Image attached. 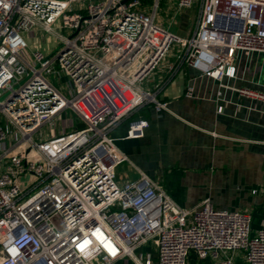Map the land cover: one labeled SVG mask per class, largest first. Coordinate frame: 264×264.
<instances>
[{"label":"built area","instance_id":"built-area-1","mask_svg":"<svg viewBox=\"0 0 264 264\" xmlns=\"http://www.w3.org/2000/svg\"><path fill=\"white\" fill-rule=\"evenodd\" d=\"M176 1L199 6L189 37L156 22L160 0L153 13L142 0H0V264H153L137 253L151 241L156 264H190L191 252L235 264L237 251L264 264V228L253 232L250 213L210 198L182 207L145 172L117 181L129 157L112 132L145 105L169 110L142 83L175 44L172 74L191 66L222 88L244 57L264 54V0ZM39 31L58 38L54 52L29 50L25 34ZM231 88L264 112L263 91ZM46 124L52 135L36 138Z\"/></svg>","mask_w":264,"mask_h":264},{"label":"crops","instance_id":"crops-1","mask_svg":"<svg viewBox=\"0 0 264 264\" xmlns=\"http://www.w3.org/2000/svg\"><path fill=\"white\" fill-rule=\"evenodd\" d=\"M176 2L167 0L165 10L172 13L168 24L159 16L158 8L155 20L171 30L176 26L175 33L189 37L198 13L193 19V7L178 11ZM142 7L154 12L147 5ZM176 63L157 69L143 82L146 87L142 85L157 92L169 110L158 112L152 104L144 106L113 130L117 146L129 157L118 166L117 181H134L145 172L182 207L194 208L210 198L217 208L250 213L255 233L264 228V112L231 87L264 92V54L244 57L240 64L244 73L236 80H226L227 88L191 66L172 74L170 67ZM189 89L191 96L187 95ZM138 121L139 135L129 136L131 124ZM137 253L151 254L153 264L157 263L158 252L152 241ZM189 262L217 264L214 258L202 259L195 252L190 253ZM234 262L248 264L242 251L235 253ZM116 264L136 263L120 259Z\"/></svg>","mask_w":264,"mask_h":264},{"label":"rangeland","instance_id":"rangeland-1","mask_svg":"<svg viewBox=\"0 0 264 264\" xmlns=\"http://www.w3.org/2000/svg\"><path fill=\"white\" fill-rule=\"evenodd\" d=\"M142 2L144 5H147L150 9H152V10L154 9L155 0H142ZM166 3H167V0H163L161 2L160 7H158V11H159V16H161L163 18L164 22H166L168 24V21L170 20L172 13L165 10V8L167 7ZM198 11H199V6H198V4H195L193 6V9L191 10L193 19H195V17L197 16ZM172 30L178 31V28L176 26H173ZM60 31H61V33L68 34L67 31H65L63 29H61ZM25 37L29 42V50L31 52L42 51L46 54H50V53L54 52L60 45V41L55 36V34H52L50 32H46V31H39L36 33L35 36H32L30 34H25ZM180 53H181L180 52V46L178 44H175L172 47L171 52L163 59V61L159 65L157 71H160L164 67L166 68L168 66L169 62H172V64L177 62L179 59ZM57 85L59 87H61L63 90H65L67 95H69L67 85H66L64 79H57ZM142 85L144 87H146V83H143ZM74 116H75V114L71 110H69L68 111V117L74 118ZM56 123H57L56 125H57V130H58V128L61 126L62 122L57 121ZM74 129H75V127L74 128L69 127L68 131H72ZM52 133H53V131L51 129V124H46L37 133L36 138H41V137L47 138V137L51 136Z\"/></svg>","mask_w":264,"mask_h":264},{"label":"water","instance_id":"water-1","mask_svg":"<svg viewBox=\"0 0 264 264\" xmlns=\"http://www.w3.org/2000/svg\"><path fill=\"white\" fill-rule=\"evenodd\" d=\"M242 24H243V21L240 23V27L242 26ZM239 28V27H238Z\"/></svg>","mask_w":264,"mask_h":264},{"label":"trees","instance_id":"trees-1","mask_svg":"<svg viewBox=\"0 0 264 264\" xmlns=\"http://www.w3.org/2000/svg\"><path fill=\"white\" fill-rule=\"evenodd\" d=\"M145 106H147V105H145ZM141 108H142V107H141ZM143 108H144V106H143ZM134 114H135V113H134ZM134 114H133V115H134Z\"/></svg>","mask_w":264,"mask_h":264}]
</instances>
